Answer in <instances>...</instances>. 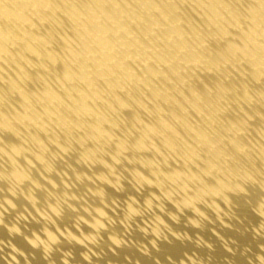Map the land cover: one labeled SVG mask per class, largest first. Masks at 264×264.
I'll return each mask as SVG.
<instances>
[{"label":"bare ground","instance_id":"bare-ground-1","mask_svg":"<svg viewBox=\"0 0 264 264\" xmlns=\"http://www.w3.org/2000/svg\"><path fill=\"white\" fill-rule=\"evenodd\" d=\"M0 264H264V0H0Z\"/></svg>","mask_w":264,"mask_h":264}]
</instances>
